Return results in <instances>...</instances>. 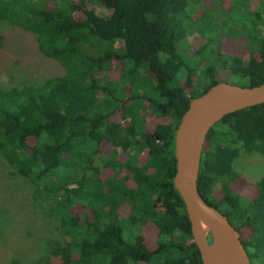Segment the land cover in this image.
Segmentation results:
<instances>
[{
    "label": "trees",
    "instance_id": "trees-1",
    "mask_svg": "<svg viewBox=\"0 0 264 264\" xmlns=\"http://www.w3.org/2000/svg\"><path fill=\"white\" fill-rule=\"evenodd\" d=\"M187 5L188 0H0V20L35 34L38 50L62 68L42 84L0 90V156L32 184L35 209L58 220L59 238L49 239L45 253L29 264H204L173 184L175 130L191 98L222 76L247 79L242 86L264 82V2L248 9L254 49L232 53L218 42L215 49L216 39L201 36L190 47L197 70L188 68L182 83L176 75L185 63L176 45ZM116 63L120 76L102 86L101 75ZM147 78L151 84L141 92ZM118 111L127 125L110 121ZM149 114L157 121L146 131ZM104 139L124 153L145 150L146 159L127 162L122 173V162L113 157L100 169L93 161ZM242 150L264 154V103L228 113L211 127L197 181L206 201L240 232L251 264H264V176L251 198L232 187L239 177L234 160ZM147 223L157 229L152 247L139 231Z\"/></svg>",
    "mask_w": 264,
    "mask_h": 264
},
{
    "label": "rangeland",
    "instance_id": "rangeland-1",
    "mask_svg": "<svg viewBox=\"0 0 264 264\" xmlns=\"http://www.w3.org/2000/svg\"><path fill=\"white\" fill-rule=\"evenodd\" d=\"M262 2L264 0H188L185 14L182 16L184 34L176 45L177 52L185 64L176 78L183 83L188 68L197 70V56L192 54L190 47L197 44L201 36L216 39L215 49L217 42L222 50L232 53H240L239 51L247 48L254 49L256 41L247 33V29L251 32L253 29L248 20V9ZM257 32L259 34V29ZM116 47L122 50L123 43L117 42ZM160 58L164 61L166 55L162 54ZM145 69L143 66L140 68L138 78L145 73ZM61 70L56 60L45 57L38 50L35 34L0 20V90L42 84L48 77L58 75ZM119 76L120 69L116 63L110 74L101 75L100 83L109 87ZM147 79L146 87L141 85L139 88L141 92L148 91L151 79ZM220 80L237 85L248 83L247 79L230 74L222 76ZM102 94L98 92L99 96ZM110 119L111 122L123 126L128 123V119L121 118L119 111ZM163 120L170 121L171 118L164 117ZM156 121L153 115L149 114L146 117L145 130H152ZM113 157L122 162L118 168L123 173L128 171L127 162L131 165L143 162L146 159V151H137L131 147L124 153L104 139L100 152L94 155L93 162L101 169L105 162ZM234 169L239 177L232 183L233 189L245 198L253 197L256 181L264 176V154L242 150L234 160ZM49 174L50 172H46L45 176L48 177ZM32 193V184L26 178L14 174L0 156V264L35 262L45 253L47 241L59 238L58 220L35 209ZM214 193L218 197L221 191L217 188ZM127 209L124 208L123 211ZM139 231L145 242L151 247L154 246L157 238L156 227L147 223L141 225Z\"/></svg>",
    "mask_w": 264,
    "mask_h": 264
},
{
    "label": "water",
    "instance_id": "water-1",
    "mask_svg": "<svg viewBox=\"0 0 264 264\" xmlns=\"http://www.w3.org/2000/svg\"><path fill=\"white\" fill-rule=\"evenodd\" d=\"M257 103H264V82L242 86L219 81L191 98L176 126L173 184L184 200L193 241L204 264H251L240 232L226 214L206 201L197 181L202 149L211 127L226 114ZM198 218L207 226L208 238L199 228Z\"/></svg>",
    "mask_w": 264,
    "mask_h": 264
},
{
    "label": "bare ground",
    "instance_id": "bare-ground-1",
    "mask_svg": "<svg viewBox=\"0 0 264 264\" xmlns=\"http://www.w3.org/2000/svg\"><path fill=\"white\" fill-rule=\"evenodd\" d=\"M198 225H199V228L201 229L202 233L204 234L205 238L206 237L208 238V236H207L208 228L200 218H198Z\"/></svg>",
    "mask_w": 264,
    "mask_h": 264
}]
</instances>
